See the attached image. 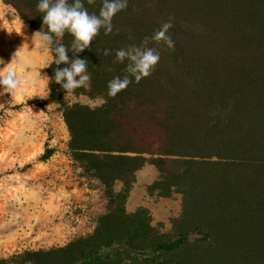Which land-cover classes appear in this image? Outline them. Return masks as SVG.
I'll list each match as a JSON object with an SVG mask.
<instances>
[{
  "label": "trees",
  "instance_id": "1",
  "mask_svg": "<svg viewBox=\"0 0 264 264\" xmlns=\"http://www.w3.org/2000/svg\"><path fill=\"white\" fill-rule=\"evenodd\" d=\"M2 1L47 31L38 0ZM84 2L99 12L101 0ZM169 17L175 51L150 44L161 51L155 72L109 96L108 81L126 74L115 51L139 45ZM113 25L79 54L91 73L81 91L101 104L66 101L51 79L53 44L46 69L72 154L103 186L104 211L90 233L0 264H264V0H128ZM72 40L66 33L56 43ZM146 163L158 171L149 193L182 196L172 234L152 225L147 207L127 209Z\"/></svg>",
  "mask_w": 264,
  "mask_h": 264
},
{
  "label": "rangeland",
  "instance_id": "2",
  "mask_svg": "<svg viewBox=\"0 0 264 264\" xmlns=\"http://www.w3.org/2000/svg\"><path fill=\"white\" fill-rule=\"evenodd\" d=\"M40 36L0 0V58L4 60L0 73L13 69L23 82L12 95L0 86V259L28 249L64 245L88 234L104 211L101 182L85 172L70 149L63 110L51 97L44 67L52 61L50 45ZM64 94L69 104L103 102L81 88L68 94L64 90ZM47 149L52 155L43 160ZM157 176L151 163L137 171L127 209L147 207L152 225L172 234L182 196L149 193L147 186Z\"/></svg>",
  "mask_w": 264,
  "mask_h": 264
},
{
  "label": "clouds",
  "instance_id": "3",
  "mask_svg": "<svg viewBox=\"0 0 264 264\" xmlns=\"http://www.w3.org/2000/svg\"><path fill=\"white\" fill-rule=\"evenodd\" d=\"M87 4L95 5L96 0H87ZM36 8L38 12L43 13L42 27L47 26V31L41 33L40 39L46 44L54 45L56 58L52 63L54 62L56 67L51 79L67 94L79 88L88 90L91 85L89 61L80 58L79 54L85 49H91L92 42L100 35L101 30L105 35L113 33V19L128 8V0H101L98 13L90 12L84 0H38ZM174 19L169 17L151 36H145L139 45L132 44L115 51L114 62H127L124 68L126 74L108 81L109 96L116 97L118 93L128 89L133 81L139 83L155 72L161 60V51L150 44H163L167 49L175 51V42L169 34L170 29L174 27ZM66 33L73 37L71 44L56 43V38H62ZM129 38L131 39V36ZM109 53L110 50H105L104 54ZM3 63V58H0V64ZM52 63L44 67H50ZM61 64L66 66L60 67ZM22 83L13 69L0 73V86L4 92L12 95ZM46 97L41 95V98Z\"/></svg>",
  "mask_w": 264,
  "mask_h": 264
}]
</instances>
